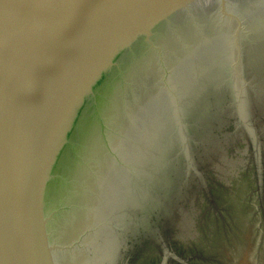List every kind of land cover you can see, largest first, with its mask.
<instances>
[{
  "label": "water",
  "instance_id": "1",
  "mask_svg": "<svg viewBox=\"0 0 264 264\" xmlns=\"http://www.w3.org/2000/svg\"><path fill=\"white\" fill-rule=\"evenodd\" d=\"M0 264H264V0H0Z\"/></svg>",
  "mask_w": 264,
  "mask_h": 264
}]
</instances>
